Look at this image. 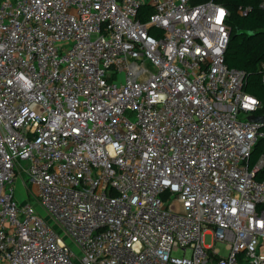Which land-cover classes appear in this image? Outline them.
Returning <instances> with one entry per match:
<instances>
[{
	"label": "built area",
	"instance_id": "built-area-1",
	"mask_svg": "<svg viewBox=\"0 0 264 264\" xmlns=\"http://www.w3.org/2000/svg\"><path fill=\"white\" fill-rule=\"evenodd\" d=\"M226 17L0 0V264H75L65 238L81 264H264V155L247 168L264 131L246 120L264 113L224 64ZM22 173L44 216L15 196Z\"/></svg>",
	"mask_w": 264,
	"mask_h": 264
},
{
	"label": "trees",
	"instance_id": "trees-1",
	"mask_svg": "<svg viewBox=\"0 0 264 264\" xmlns=\"http://www.w3.org/2000/svg\"><path fill=\"white\" fill-rule=\"evenodd\" d=\"M207 0H193L201 3ZM227 12L225 23L229 29L223 61L227 68L243 72L242 90L257 98L264 113V85L260 80L259 67L264 63V10L262 0H213ZM152 13L149 5L140 6L137 18L145 23ZM159 32L151 27L149 34ZM264 131V126L261 128ZM264 155V138H259L249 156L247 168L252 170ZM255 180L264 179V166L254 175Z\"/></svg>",
	"mask_w": 264,
	"mask_h": 264
},
{
	"label": "rangeland",
	"instance_id": "rangeland-1",
	"mask_svg": "<svg viewBox=\"0 0 264 264\" xmlns=\"http://www.w3.org/2000/svg\"><path fill=\"white\" fill-rule=\"evenodd\" d=\"M119 81L122 82L124 81V75L121 73L119 74ZM127 115H131V113H127ZM27 181L26 176L24 173H22V177L16 178V180L13 182L14 188H15V196L19 198L20 201L27 202V195L29 196V204L32 205L36 211L38 212L39 215L44 216V211L38 206V203L36 201V198L33 196L32 193L29 192L28 188L25 187L22 184V181ZM27 186V185H26ZM51 223V222H50ZM202 244L204 246H207L210 244V235L208 233H203L202 234ZM73 260L74 263L76 264L77 260H79L78 255L73 251Z\"/></svg>",
	"mask_w": 264,
	"mask_h": 264
},
{
	"label": "water",
	"instance_id": "water-1",
	"mask_svg": "<svg viewBox=\"0 0 264 264\" xmlns=\"http://www.w3.org/2000/svg\"><path fill=\"white\" fill-rule=\"evenodd\" d=\"M246 120L252 123L261 124V126H264V114L263 115H255L251 114L246 117Z\"/></svg>",
	"mask_w": 264,
	"mask_h": 264
},
{
	"label": "crops",
	"instance_id": "crops-1",
	"mask_svg": "<svg viewBox=\"0 0 264 264\" xmlns=\"http://www.w3.org/2000/svg\"><path fill=\"white\" fill-rule=\"evenodd\" d=\"M65 242L71 247V249L78 255L79 258V252L77 247L67 238H65ZM76 264H81L79 260H77Z\"/></svg>",
	"mask_w": 264,
	"mask_h": 264
}]
</instances>
